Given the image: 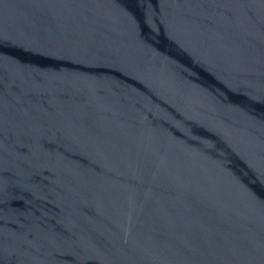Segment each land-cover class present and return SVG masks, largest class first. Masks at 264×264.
Segmentation results:
<instances>
[{
  "label": "water",
  "instance_id": "water-1",
  "mask_svg": "<svg viewBox=\"0 0 264 264\" xmlns=\"http://www.w3.org/2000/svg\"><path fill=\"white\" fill-rule=\"evenodd\" d=\"M0 264H264V0H0Z\"/></svg>",
  "mask_w": 264,
  "mask_h": 264
}]
</instances>
